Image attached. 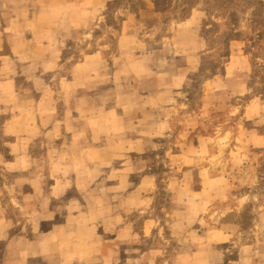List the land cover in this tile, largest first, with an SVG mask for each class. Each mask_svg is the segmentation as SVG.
<instances>
[{"label": "rangeland", "instance_id": "rangeland-1", "mask_svg": "<svg viewBox=\"0 0 264 264\" xmlns=\"http://www.w3.org/2000/svg\"><path fill=\"white\" fill-rule=\"evenodd\" d=\"M232 1L236 27L218 0H170L164 11L154 0H0V68L18 75L24 104L50 111L37 140L12 150L25 139L6 132L12 112L0 104L11 237L32 231L29 200L41 211L88 194L75 174L56 184L48 173L51 152H77L83 126L85 151L107 158L91 163L93 183L116 184L128 205L112 229L131 234L117 238V264H264V5ZM67 120L74 133L50 140ZM91 210L104 221L102 205Z\"/></svg>", "mask_w": 264, "mask_h": 264}, {"label": "crops", "instance_id": "crops-1", "mask_svg": "<svg viewBox=\"0 0 264 264\" xmlns=\"http://www.w3.org/2000/svg\"><path fill=\"white\" fill-rule=\"evenodd\" d=\"M9 70L4 62L0 68V104L7 106L12 112L11 119L5 126L6 132L17 139H25L13 143L12 150H16L23 143L37 140L50 111L45 105L24 104L23 95L15 84L18 75H9ZM66 122L68 125L61 124V129H56L55 135L53 137L50 135V140H57L59 133L62 134L61 141L68 138L67 133L73 132L74 128L69 129V120ZM76 136L77 152L62 150L51 152L57 154L52 156L56 164L48 173L56 184L67 176L75 174L77 186L82 185L79 190L87 191L88 194L83 195V201H68L64 205L55 207L51 206V202L46 201V205L44 203L43 205L49 208L42 207L41 211H37L36 203L29 200L32 205L28 209L34 210V216L31 215L32 231L27 237H11L10 232L14 222L6 218L0 210V242L6 241V255L2 259V264H117V238L127 239L131 234L124 230L116 233V229L114 231L112 229L122 222V218L118 216L119 211L121 210V214L123 211L126 212L128 205L124 201L117 204V196L114 194L118 191L116 184L102 189L98 184L93 183L99 169L91 167V163L107 162V158L103 156L101 150L85 151L83 126ZM108 158L115 159V153L109 152ZM102 164L105 166V163ZM93 176L94 179L91 181ZM42 190L44 191L43 186H37L34 190L35 196H38L36 193H41ZM52 196L56 197L54 194ZM96 202L105 208L106 218L104 217L103 222L97 221L100 217L93 215L91 210ZM43 224L47 226L42 227ZM102 226L106 229L104 232L101 230Z\"/></svg>", "mask_w": 264, "mask_h": 264}, {"label": "trees", "instance_id": "trees-1", "mask_svg": "<svg viewBox=\"0 0 264 264\" xmlns=\"http://www.w3.org/2000/svg\"><path fill=\"white\" fill-rule=\"evenodd\" d=\"M168 1L170 0H154V3L156 5V9L157 11H164L166 10L167 6H168ZM217 1V0H216ZM262 5H264V1L263 0H258ZM219 5H218V10H221L224 14L228 13L230 18L232 19V21L230 23H228L227 25L229 27L232 26H237L239 24V15L238 12L235 10V6L236 3H234L232 0H218ZM188 11V8L185 9L184 13H186ZM136 14H138L136 12ZM140 18V16H138ZM213 26H215V23L212 21ZM231 31H226L223 33V36H226V39L222 42V47L218 50V52L214 53V54H210L208 56L209 58H212L210 61L211 64V68L212 70H214L220 63H221V59L224 56H228L229 55V43H230V39L234 36L233 33ZM235 30V29H234ZM219 31L218 28L213 29V30H208V41L211 42L213 36H215V33H217ZM217 38V37H216ZM0 245H6V242H0Z\"/></svg>", "mask_w": 264, "mask_h": 264}]
</instances>
